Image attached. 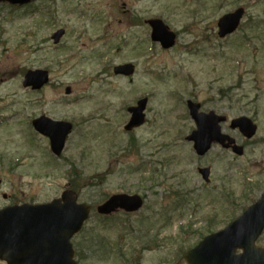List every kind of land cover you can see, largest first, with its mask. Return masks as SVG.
<instances>
[{
  "label": "rangeland",
  "instance_id": "1",
  "mask_svg": "<svg viewBox=\"0 0 264 264\" xmlns=\"http://www.w3.org/2000/svg\"><path fill=\"white\" fill-rule=\"evenodd\" d=\"M239 6L247 10L240 29L218 37V19ZM152 18L177 32L175 47L151 40ZM122 62L136 64L132 77L113 74ZM39 68L49 70L50 83L25 88L26 71ZM146 96V122L126 131L128 107ZM188 99L228 116L223 132L246 142L245 153L216 145L198 157L185 139L196 128ZM42 115L73 123L61 157L32 126ZM240 116L257 123L254 138L231 130ZM200 166H211L209 183ZM0 180V209L47 203L67 187L92 205L74 240L81 264H187L177 255L241 215L233 203L264 192V0L0 3ZM117 193L141 194L145 205L98 214Z\"/></svg>",
  "mask_w": 264,
  "mask_h": 264
},
{
  "label": "water",
  "instance_id": "2",
  "mask_svg": "<svg viewBox=\"0 0 264 264\" xmlns=\"http://www.w3.org/2000/svg\"><path fill=\"white\" fill-rule=\"evenodd\" d=\"M12 4H24L31 0H0ZM245 8L240 7L230 12L218 22L219 36L224 38L234 33L241 24ZM152 26V40L161 42L164 48H171L176 42V33L160 19L149 21ZM65 34L58 30L53 38L59 43ZM117 75L131 76L135 66L131 63L114 68ZM48 70H30L25 76L24 87L39 90L49 82ZM71 94V88H67ZM147 98L138 101L137 106L130 107L131 120L127 130L141 126L145 122ZM191 115L197 123V129L191 132L187 140L193 141L198 155L203 156L213 143L232 148L234 153L243 154L244 147L235 144L229 135L223 134L220 122L226 117L214 112L200 113V105L188 101ZM232 128H239L248 138L256 134L257 126L248 117L232 120ZM35 128L51 138L52 151L61 155L72 124L54 121L46 116L35 119ZM210 167L200 168L199 172L209 182ZM60 198L45 204H28L9 206L0 210V260L8 264H78L74 260L75 251L71 243L74 234L82 229L88 220L91 206L77 203L78 194L73 190L62 192ZM143 206V198L136 195L116 194L98 207V212L108 215L119 210L133 212ZM264 229V193L255 206L232 222L224 230L205 238L197 247L186 253L189 264H264V251L256 253L253 242ZM238 246L245 249L244 254L235 255Z\"/></svg>",
  "mask_w": 264,
  "mask_h": 264
},
{
  "label": "flooded vegetation",
  "instance_id": "3",
  "mask_svg": "<svg viewBox=\"0 0 264 264\" xmlns=\"http://www.w3.org/2000/svg\"><path fill=\"white\" fill-rule=\"evenodd\" d=\"M253 204H255V202H252V203H236V204L233 203L232 204V207H234L233 209L241 210V213H242L243 211L247 210L249 207L254 206ZM121 212L123 213L124 211H118L117 213H121ZM237 215H239V214H237ZM263 238H264V230H263L262 234L261 235H258V237L256 238V240L253 242V246L252 247L255 249V251H257V250H264V244L261 243V240ZM73 244H74V246H75V248L77 250V245H76L75 241H73ZM91 251H92V249H90L88 252H91ZM236 252L237 253H242L243 250L242 249H237ZM80 255H81V251H79V254H77V252H76V255L75 256L78 259L79 264L82 263V259H81V256ZM181 259H184V258H183L182 255L179 254V255H177V261H175V262H178ZM135 263H136V261L132 262V264H135ZM127 264H131V263H128L127 262Z\"/></svg>",
  "mask_w": 264,
  "mask_h": 264
},
{
  "label": "trees",
  "instance_id": "4",
  "mask_svg": "<svg viewBox=\"0 0 264 264\" xmlns=\"http://www.w3.org/2000/svg\"><path fill=\"white\" fill-rule=\"evenodd\" d=\"M72 176L77 177V174H73Z\"/></svg>",
  "mask_w": 264,
  "mask_h": 264
}]
</instances>
